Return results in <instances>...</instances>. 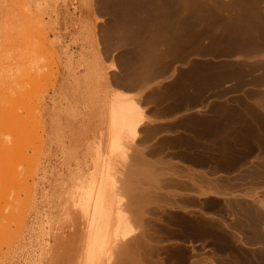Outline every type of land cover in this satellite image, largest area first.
I'll return each mask as SVG.
<instances>
[{
    "label": "rangeland",
    "instance_id": "374dc122",
    "mask_svg": "<svg viewBox=\"0 0 264 264\" xmlns=\"http://www.w3.org/2000/svg\"><path fill=\"white\" fill-rule=\"evenodd\" d=\"M95 2L98 0H0V264H71L74 262V259L79 256L78 252L85 239L86 217L80 210L78 211L75 207L77 205L70 196L72 197L71 193L80 180L89 179L99 169L107 171L108 177L115 180L112 182L113 185L116 183L114 186L116 187L114 190L118 192L116 196L122 197L119 200L122 204L118 202L121 215L113 219V221L116 219V223L111 222L112 229L116 227V224L120 225L119 221L120 223L122 221L123 225L126 222L124 226H127L126 228L134 234L133 236H136L135 232H137L140 243L152 244L153 248L150 244L149 247L145 244L140 246L139 252L141 257L143 255L142 264H187L192 257L188 255L187 247L181 245L187 237L181 233L176 224H180L183 220L197 221L202 213L196 208L179 207L172 200L175 194L167 191L166 183L168 180V183H171L170 180L173 177L170 176L172 174L170 172L173 171L175 163L148 151L149 145L145 139L149 135L146 131L148 117L142 107L146 96L132 93L135 98L125 97L128 102L139 103L143 126L140 129L142 136L140 135L139 138L123 139L122 150L120 148L122 152L119 149L116 150L117 152L114 150V153L108 151L106 141L102 138L94 137L100 140L98 142L93 137L87 139L82 136L80 131L86 122L93 127L98 121L97 116L87 119L81 107L73 108L71 112L69 110L74 101L70 99L73 96L70 95L72 88L69 79L73 71L77 69L74 66L77 59L98 56L100 62L102 60L101 64L104 63L103 65L107 66L105 75H108L106 77L109 80L103 78L98 82L99 84H96L97 86L95 85V88H101L102 92L105 88L106 91L116 89L108 70L109 63L114 60L116 49H113L110 60L106 61L107 56L103 54V43L98 30L100 16L94 8ZM90 8L92 12L89 11ZM87 14L93 17L92 26L87 25L84 20ZM83 27L85 30H82ZM84 37H89L90 41ZM79 52L82 54L80 55ZM66 59L69 60L65 62ZM70 64H72L71 67ZM76 73L80 72L76 70ZM103 85L106 86L103 87ZM11 128H13L12 135ZM145 131L146 134H144ZM89 141L91 143L88 145ZM89 147H92V150L87 152ZM139 157H145L144 162ZM147 162H152L153 165ZM185 167L189 168V166ZM192 169L190 166L189 170ZM193 171L199 172L196 169ZM188 178H191L190 183L194 181L197 185L200 182L210 183L213 180L205 176H189ZM252 179V183L261 184L263 190L254 191L248 195L250 206L246 219L239 216L229 218L236 222L237 228L246 230L244 236L239 234L241 239L238 238V241L235 239L236 244L230 241L233 245L232 252L227 253L228 255H220L221 257L206 255L208 251L200 252L206 245L215 243L213 240L211 242L200 239L202 243L195 246L199 253H195L206 256L201 257L202 263L198 264H215L217 260L219 264H244V260L249 259L245 258V255L250 257L251 253L263 250L258 242H256L258 245L252 242L254 247H250L253 245L248 225H250L249 222L260 219V215L255 210L259 207V201L264 203V172L262 176L254 175ZM145 188L146 190H143ZM134 190H137L138 196L143 198L140 199L137 193L133 194ZM149 192L155 194H152V197L149 196L153 198V202L151 199L147 201L144 199L148 198L145 195H149ZM159 195L161 197L158 198V202L155 199ZM134 200L139 201V204ZM142 201L147 206L150 205L147 207ZM252 203L255 209L252 208ZM255 204L258 206L257 209ZM139 206H145L149 211L152 220L150 224L140 219L139 211H137ZM201 208L205 209V207ZM193 221L190 227H193L192 229L198 226ZM111 230L99 255L101 260L98 257L97 264H131L127 262L131 252L130 240L123 242L124 239H119V235L112 237L111 232L114 233L116 230ZM144 231H150L151 236L148 239H145V235L140 239ZM114 238L119 240L113 241ZM172 240H175L176 245H172ZM126 249L128 252L125 251ZM219 250L224 252L226 249ZM245 263L247 264V261Z\"/></svg>",
    "mask_w": 264,
    "mask_h": 264
},
{
    "label": "crops",
    "instance_id": "0c3cea01",
    "mask_svg": "<svg viewBox=\"0 0 264 264\" xmlns=\"http://www.w3.org/2000/svg\"><path fill=\"white\" fill-rule=\"evenodd\" d=\"M94 8L106 61L116 49L108 69L116 90L146 96V143L164 147L149 152L171 148L181 161L170 172L180 182L167 191L202 213L194 229L191 220L176 224L192 255L187 264L232 252L230 241L246 230L229 218L246 219L248 195L263 190L252 177L263 175L264 150L250 146L264 142V0H98ZM85 22L93 25L91 14ZM193 175L213 180L192 188ZM200 239L215 242L200 251L206 255L195 253Z\"/></svg>",
    "mask_w": 264,
    "mask_h": 264
},
{
    "label": "bare ground",
    "instance_id": "6f19581e",
    "mask_svg": "<svg viewBox=\"0 0 264 264\" xmlns=\"http://www.w3.org/2000/svg\"><path fill=\"white\" fill-rule=\"evenodd\" d=\"M84 4V3H83ZM84 17V16H83ZM72 20V19H71ZM85 20V19H84ZM87 22V21H86ZM85 25V24H84ZM89 25V23H88ZM80 26V24H79ZM86 26V25H85ZM84 26V27H85ZM83 27V28H84ZM82 30H85V28ZM90 27H88L89 29ZM79 30V29H78ZM81 30V31H82ZM87 30V29H86ZM90 31V30H89ZM84 32V31H83ZM81 32V33H83ZM86 32V31H85ZM88 32V30H87ZM80 33V32H79ZM91 33V32H90ZM87 34V33H86ZM95 35V33H93ZM90 35V34H89ZM86 36V35H85ZM96 36V35H95ZM94 36V37H95ZM75 37V36H74ZM86 38V37H84ZM89 38V37H88ZM88 38H86L87 40H89ZM83 39V38H82ZM91 39V37H90ZM97 40V38H96ZM90 41V40H89ZM92 41V40H91ZM85 42V41H84ZM98 42V41H97ZM87 43V42H85ZM84 44V43H83ZM91 44H89L90 46ZM85 47V46H84ZM83 48V47H82ZM93 48V46H92ZM91 48V49H92ZM95 48V47H94ZM84 50V49H83ZM94 49H92L93 51ZM87 51V50H85ZM91 51V50H90ZM95 51V50H94ZM97 51V50H96ZM67 52V51H65ZM69 52V51H68ZM77 52V51H76ZM81 52V51H80ZM79 52V54H80ZM98 52L99 51V48H98ZM74 53V52H73ZM72 53V54H73ZM85 53V52H84ZM78 54V53H77ZM82 54V53H81ZM80 54V55H81ZM99 54V53H98ZM101 54V53H100ZM86 55V53H85ZM89 55V54H88ZM92 55H96V54H92ZM66 56V55H65ZM72 56V55H71ZM69 56V57H71ZM91 56V55H90ZM67 57V56H66ZM72 58V57H71ZM80 58V57H78ZM100 58H98V56H94L92 58H86V57H83V58H80V59H77L76 63H75V67L77 68L76 70H78L80 73H76V70L73 71V74H72V77L70 80V83H71V88L72 90L70 89V92L72 91V94L70 93V95L73 96V98H70L71 100L73 99L74 101L72 102L73 103V106L72 105H68L69 107L72 106L70 110L73 109V108H77V107H81L83 111V113L85 112L86 115H87V119L91 118V117H96L97 116V119L98 121L96 123H94L93 127L89 126L86 122L84 128H80L82 129L81 134L82 136H84L85 138H91V137H96V138H102L104 141H106V147L108 149V151H112L114 153V150L115 152H117L116 150L121 148L122 150V145H121V142L123 141V139L125 140L126 138H129L130 140H135L137 138L140 137V129L142 128L143 126V123H142V119L140 118V111H139V108H140V105L139 103L133 101V102H128L125 100V97H127L128 95L125 94V93H122V92H119L118 90L116 89H111V90H107L106 91V88H105V91H101L98 87V89L101 91H99L97 88H95V85L100 81L102 80L103 78H106V80H109L108 75H105V73L107 72L106 69H107V66L106 65H103L104 63L101 64ZM69 59H66L65 62H67ZM28 61V60H27ZM72 61V60H71ZM71 61H69L70 63H72ZM74 61V62H75ZM64 62V63H65ZM68 64V63H67ZM72 64H70V67H71ZM115 65V64H114ZM61 66V65H60ZM64 66V65H63ZM69 66V65H67ZM73 66V67H74ZM62 67V66H61ZM74 67V68H75ZM116 67V65H115ZM115 67L113 68V65H112V68L115 69ZM66 68V66H65ZM69 68V67H67ZM73 68V69H74ZM72 71V69H71ZM2 73V71H1ZM68 73V72H67ZM70 74V75H71ZM147 74V73H146ZM68 75V74H67ZM67 78V77H66ZM50 79V78H49ZM68 79V78H67ZM45 80V79H44ZM105 80V81H106ZM138 80V79H137ZM46 82V80H45ZM104 82V80H103ZM109 82V81H108ZM147 83V82H146ZM69 84V82H68ZM99 84V83H98ZM61 85V84H60ZM107 85V83H106ZM106 85H103L106 86ZM97 86V85H96ZM102 87V88H103ZM65 88V87H64ZM103 90V89H102ZM60 91V90H59ZM69 91V90H68ZM121 91V90H120ZM63 92V91H62ZM68 93H66L67 95ZM69 99V100H70ZM60 101V100H59ZM70 103V102H69ZM68 103V104H69ZM80 105V106H78ZM61 106V104H60ZM67 106V108H68ZM64 108V107H63ZM78 109V108H77ZM13 110V109H12ZM80 110V108H79ZM38 111V110H37ZM75 111V110H74ZM74 111L72 112L73 113V116H74ZM54 112V111H53ZM69 111H67L68 113ZM78 112V110H77ZM77 112H75L77 114ZM81 112V110H80ZM9 113V112H8ZM51 113V112H50ZM66 113V114H67ZM82 113V114H83ZM11 114V113H10ZM70 114V113H69ZM68 114V115H69ZM79 114V112H78ZM72 115H70L71 117ZM80 116V115H79ZM82 116V115H81ZM58 117V115H57ZM69 117V118H70ZM77 117V116H76ZM75 118V117H73ZM83 119V118H82ZM81 119V120H82ZM73 120V119H72ZM77 120V119H76ZM75 120V121H76ZM81 120H77V121H81ZM96 120V118H95ZM54 122V121H53ZM83 124V123H81ZM93 124V123H92ZM13 125V124H12ZM57 125V124H56ZM82 127V126H81ZM13 128L10 129L11 131V135H12V130ZM18 131V130H17ZM79 131V130H78ZM77 131V132H78ZM16 132V131H15ZM10 133V132H9ZM10 135V136H11ZM81 136V135H80ZM142 136V135H141ZM77 137V136H76ZM82 138V137H81ZM80 139V138H79ZM95 139V138H94ZM78 140V139H77ZM96 140V139H95ZM92 141H94L92 139ZM98 141V140H96ZM100 141V140H99ZM98 141V142H99ZM264 141V140H263ZM133 142V141H132ZM86 143V142H85ZM84 143V144H85ZM89 143H91L90 141L88 142V145ZM94 143V142H92ZM104 144V143H103ZM196 144V143H195ZM92 146L94 144H91ZM100 145V144H99ZM87 146V145H85ZM96 146V145H95ZM102 146V145H101ZM100 146V147H101ZM252 146V145H251ZM250 148H255L258 149V150H262L264 148V142L263 143H258V144H254V147H251ZM192 147L195 149L197 147H199V145H192ZM90 149L87 151L89 152L90 150H92L91 148L92 147H89ZM97 148V147H96ZM86 149V148H85ZM95 150V149H94ZM99 150V149H98ZM106 150V149H105ZM118 150V151H119ZM120 150V152H122ZM193 150V149H192ZM196 150V149H195ZM194 150V151H195ZM100 151V150H99ZM98 151V152H99ZM107 151V152H108ZM167 151V150H166ZM70 152V151H69ZM92 152V151H91ZM96 152V150H95ZM104 152V150H103ZM119 152V154H120ZM94 153V152H92ZM97 153V152H96ZM110 153V152H109ZM138 153V152H137ZM142 153V152H141ZM140 153V154H141ZM162 153V152H161ZM99 154V153H98ZM101 154V152H100ZM197 154V152H196ZM136 155V154H135ZM100 156V155H99ZM96 157V156H95ZM101 157V156H100ZM105 157V156H104ZM96 158H99V157H96ZM102 158V157H101ZM136 158V157H135ZM140 158V157H139ZM145 157L143 158H140L142 159L141 161H143ZM170 158V157H169ZM103 159V158H102ZM138 159V158H137ZM96 160V159H95ZM162 160V158H161ZM169 160V159H168ZM173 160V159H171ZM170 160V162H171ZM5 161V159H4ZM97 161V160H96ZM3 162V160H2ZM144 162V161H143ZM146 162V161H145ZM149 162V161H148ZM147 162V163H148ZM159 162V161H158ZM169 162V164H170ZM10 164V162H8ZM97 163V162H96ZM8 164V165H9ZM149 165L152 164L151 163H148ZM172 164V163H171ZM180 164V163H179ZM11 165V164H10ZM153 165V164H152ZM175 165V164H174ZM185 166V164H183ZM187 165V164H186ZM97 166V165H96ZM100 166V165H99ZM100 168V167H99ZM98 168V169H99ZM190 168V166H189ZM189 168L186 167V170H189ZM196 168V167H195ZM176 169V168H175ZM191 169H192V165H191ZM197 169V168H196ZM194 169L192 170H189V171H193ZM97 171V170H96ZM95 171L94 175L91 177H89V179H85V180H80L78 183L76 181V186H75V189H73V193L72 194V197L70 196V198L72 199L73 198V202L77 205L75 207L78 208V211L80 210L82 212V214L84 215V217H86V223H85V227H86V235H85V239L83 241V244H81L82 246L80 247V250L78 252L79 256L78 258L74 259L71 264H97V260H98V257L100 259V254H101V251L103 250V244L104 242L106 243V239L109 235V232L110 230L112 229V225L113 223H111L113 221L114 218H119L120 217V212H119V203L122 204V201L119 202L120 197L119 196H116V192L114 189L116 187V183L115 185H113L114 183L112 181H115V180H111L113 178L110 179V177H108V173L107 171L105 172L104 169H99L97 172ZM201 171V170H200ZM199 171V172H200ZM188 172V171H187ZM190 172V173H191ZM195 172V171H194ZM198 172V171H197ZM198 172V173H199ZM206 172V171H205ZM196 173V174H198ZM201 173V172H200ZM189 174V172H188ZM187 174V175H188ZM193 174V173H192ZM78 175V174H77ZM177 175V174H176ZM190 175V174H189ZM195 175V173H194ZM193 175V176H194ZM201 175V174H199ZM81 176V175H80ZM83 176V175H82ZM87 176V175H86ZM186 176V175H185ZM197 176V175H196ZM85 177V176H84ZM184 177V176H182ZM199 177V176H198ZM201 177V176H200ZM206 177V176H205ZM179 178L177 177H173L170 181L171 183H166V185L168 184H177L179 183L180 181L178 180ZM191 179V178H190ZM200 179V178H199ZM118 180V179H117ZM193 180V179H192ZM198 180V179H197ZM125 182V181H124ZM193 182V183H192ZM191 184L189 182V185L193 188L196 187L194 183V181H192ZM163 183V182H162ZM212 183V182H211ZM123 184V183H122ZM159 184V183H158ZM186 184V183H185ZM165 183H164V186H166ZM148 186V185H147ZM146 186V188H148ZM158 186V185H157ZM186 186V185H185ZM189 186V187H190ZM198 186V185H197ZM200 186V185H199ZM114 187V188H113ZM152 186H150L151 188ZM190 187V188H191ZM122 188V187H121ZM143 189V190H146ZM127 189V188H126ZM161 189V188H160ZM195 191H197L196 189L198 188H194ZM193 189V190H194ZM122 190V189H121ZM148 191L150 189H147ZM202 190V189H201ZM141 190H139L140 192ZM152 191V190H150ZM159 191V190H158ZM130 192V191H129ZM135 193H137V190L133 191ZM145 192V191H143ZM147 192V191H146ZM118 193V192H117ZM172 193V192H171ZM179 193V192H178ZM128 194V193H127ZM139 193H137V196H138ZM146 194V193H145ZM152 194L153 193H150L149 192V195L146 194L145 196L148 197V198H144L146 199H151L152 197ZM172 194H175L172 193ZM177 194V193H176ZM188 194H192L191 193H188ZM193 194H195L193 192ZM191 195V196H195L197 195V193L195 195ZM118 195V194H117ZM155 195V194H153ZM212 195V194H211ZM255 195V194H254ZM127 196V195H126ZM124 196V197H126ZM141 196V195H140ZM144 196V197H145ZM149 196H151L149 198ZM252 196V195H251ZM139 197V196H138ZM138 197H135L136 199ZM161 195L157 196L156 197V201H158V198H160ZM119 198V199H118ZM131 198V197H130ZM140 198V197H139ZM143 198V197H141ZM140 198V199H141ZM167 198V197H166ZM172 198V197H171ZM133 199V197H132ZM153 199V198H152ZM151 199V202H153V200ZM164 199V198H163ZM252 199V198H251ZM123 200V199H122ZM139 200V199H138ZM143 200V199H142ZM154 200V201H155ZM168 200V199H167ZM196 200V199H195ZM258 200V199H257ZM136 203H138L139 201H136L134 200ZM119 202V203H118ZM141 202V201H140ZM144 202V201H142ZM159 202V201H158ZM157 202V203H158ZM147 203V202H146ZM148 203L149 200H148ZM260 203V204H259ZM259 203L257 202V204H259V207L255 204L256 206V209L258 207L257 210V213L260 215V219L259 220H253L250 223V225H248L249 227V233L251 234L250 235V240H251V244L252 242L253 243H260L259 245L262 246L263 250H259V251H255L253 253H251L250 257H246L245 255V258H249V259H245L244 261L246 262L247 261V264H264V203L262 201H259ZM119 204V205H118ZM139 204V203H138ZM145 204V202H144ZM160 204V203H159ZM158 204V205H159ZM168 204V203H167ZM150 204H148L149 206ZM162 205V204H161ZM171 205V204H170ZM253 205V203H252ZM145 206H147L145 204ZM145 206H139V208L137 209V211H139V217L140 219L143 221H146V224H150V221H152L150 218H151V215L149 213V211L145 208ZM147 206V207H148ZM154 206V205H153ZM175 206V205H174ZM250 206V205H249ZM151 207V206H150ZM158 207V206H157ZM180 207V206H179ZM182 207H185V206H182ZM253 209H255L254 205L252 207ZM160 209H162L160 207ZM184 209V208H182ZM252 209V210H253ZM152 212V209H150ZM156 209H154L155 211ZM186 210V208H185ZM162 211V210H161ZM190 211V210H189ZM192 211V210H191ZM196 211V210H195ZM185 212V211H184ZM197 212V211H196ZM254 212V210H253ZM200 213V212H199ZM153 214V213H152ZM193 214V213H192ZM198 214V213H197ZM201 214V213H200ZM199 214V215H200ZM116 216V217H115ZM123 216V214H122ZM121 216V217H122ZM195 218V217H194ZM254 218V217H253ZM157 219V217H156ZM250 219V218H249ZM116 220V219H115ZM113 221L114 223H116V221ZM155 220V219H154ZM153 220V222H154ZM172 220V219H171ZM180 220V219H179ZM126 221V220H125ZM166 222V221H165ZM170 222V221H169ZM122 223V221H121ZM120 221L118 224H120L119 226L116 224V227L113 228L112 230H116L112 233V237H115L117 235H119V239H124V241H128L130 240V244H131V252L130 254L128 255V260L127 261V255H126V261L131 264H142V257H141V252H139V248L140 246H142L143 244L145 245H148V247L151 245L152 247V244L149 242H143V243H140L138 241V236H137V232H135L136 236H133L134 234L131 233V231L126 228L127 226H124L126 224L123 225L121 224ZM112 224V225H111ZM193 224V223H192ZM170 225V224H169ZM192 226V225H191ZM196 226V225H194ZM229 226V225H228ZM114 227V226H113ZM143 228V227H142ZM147 230L149 229L148 226H146ZM151 228V227H150ZM193 228V227H192ZM179 229V228H178ZM177 229V230H178ZM111 230V231H112ZM146 230V229H145ZM167 230V229H166ZM142 232V231H141ZM145 233L142 235V237L140 239L143 238V236L145 237V239L148 237H150L151 235L149 234L150 231H144ZM158 232V231H157ZM156 232V233H157ZM160 232V231H159ZM143 233V232H142ZM155 233V231H154ZM163 233V231H162ZM180 233V232H179ZM240 233V232H239ZM115 235V236H113ZM140 235V233H139ZM233 235V234H232ZM166 236V235H165ZM241 236V235H240ZM118 237V236H117ZM140 237V236H139ZM160 237V236H159ZM109 238V237H108ZM231 238V237H230ZM240 238V237H239ZM115 239H118V238H114L113 241H115ZM118 239V240H119ZM241 239V238H240ZM249 239V238H248ZM82 241V240H81ZM109 241V239H108ZM238 241V239L236 240ZM248 242V241H247ZM250 242V241H249ZM80 243V242H79ZM111 243V241H110ZM183 243V242H182ZM234 243V242H233ZM108 244V242H107ZM129 243H127V246H128ZM150 244V245H149ZM246 244V243H245ZM257 244V243H256ZM106 245V244H105ZM115 245V244H114ZM253 246H250V247H254V244H252ZM258 245V244H257ZM255 245V248L256 246ZM130 246V245H129ZM128 246V247H129ZM126 247V246H125ZM153 248V247H152ZM247 248V247H246ZM260 248V247H259ZM105 249H106V246H105ZM104 249V250H105ZM141 249V248H140ZM151 249V248H150ZM257 249V248H256ZM255 249V250H256ZM154 250V249H153ZM240 250V249H239ZM254 250V249H253ZM252 250V251H253ZM78 251V250H77ZM127 251V249L125 250ZM128 252V251H127ZM126 253V252H125ZM240 253V252H238ZM249 253V252H247ZM245 253V254H247ZM76 254V253H75ZM181 254V253H180ZM233 254V253H232ZM244 254V253H243ZM104 255V254H103ZM228 255V254H227ZM241 255V253H240ZM239 255V256H240ZM75 256V255H74ZM109 256V255H108ZM150 256V255H149ZM182 256V255H181ZM180 256V257H181ZM242 256V255H241ZM124 257V256H123ZM221 257V256H220ZM231 257V255H230ZM238 257V256H237ZM149 258V257H148ZM161 258V257H160ZM233 258V257H232ZM236 258V257H235ZM242 258V257H241ZM122 259V258H121ZM125 259V258H124ZM230 259V258H229ZM238 259V258H237ZM236 259V260H237ZM101 260V259H100ZM151 260V259H149ZM239 260V259H238ZM157 261V260H156ZM230 261V260H229ZM235 263L236 261L233 260ZM99 262V261H98ZM144 262V261H143ZM159 262V261H158ZM162 262V261H161ZM241 263V261H239ZM244 262V264H246ZM147 263V262H146ZM149 263V262H148ZM232 263V261H231ZM127 264V263H126ZM151 264V263H150ZM162 264V263H161ZM233 264V263H232ZM238 264V263H236Z\"/></svg>",
    "mask_w": 264,
    "mask_h": 264
},
{
    "label": "flooded vegetation",
    "instance_id": "af4514ba",
    "mask_svg": "<svg viewBox=\"0 0 264 264\" xmlns=\"http://www.w3.org/2000/svg\"><path fill=\"white\" fill-rule=\"evenodd\" d=\"M237 94L240 95V100H242V101H244V102H251L249 96H247L246 93H242V92H240V93H237ZM156 148H164V147H162L161 144H158V145L152 144V146L150 145V148L148 149V151H149V150H155ZM251 149H253V148H251ZM166 150H167V151H166ZM172 155H173V153H172L171 148L163 149L162 154H161L162 158H163L164 160H166V161H168V159L171 160V159H172V158H171ZM169 157H170V158H169ZM172 161H173L174 163L178 162V163L181 164V161H180V162H179V161H174V160H172ZM182 164H184V163L182 162ZM185 165H186V164H185Z\"/></svg>",
    "mask_w": 264,
    "mask_h": 264
}]
</instances>
